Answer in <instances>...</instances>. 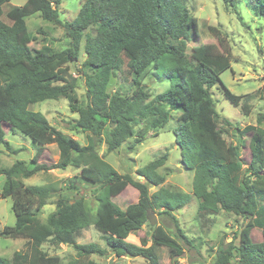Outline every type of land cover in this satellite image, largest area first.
I'll use <instances>...</instances> for the list:
<instances>
[{
  "label": "trees",
  "instance_id": "trees-1",
  "mask_svg": "<svg viewBox=\"0 0 264 264\" xmlns=\"http://www.w3.org/2000/svg\"><path fill=\"white\" fill-rule=\"evenodd\" d=\"M12 1L0 0V146L11 153L20 151L6 140L7 127L13 135L30 138L35 156L29 163L17 161L0 169V176H5L1 198L12 199L16 217L14 226L0 230V238L24 239L28 245L27 251L15 252L11 259L0 256V264H95L93 256L104 258L110 253L161 264L158 251L162 247L171 251L170 264H179L187 249H196L175 216L192 198L198 201L199 214L232 213L249 218L262 232L259 243L245 240L237 245L234 239L230 243L222 240L212 264H233L234 259L238 264H264V129L251 125L243 130L250 136L248 164L239 157L225 160L229 147L216 128L219 115L211 91L220 84L224 97L234 106L243 97L233 94L221 80L231 68L232 54L215 28L208 29L217 36L224 56L204 54L193 66L180 60L197 27L189 0H84L77 17L65 23L59 10L63 0H26L22 6ZM223 1L236 11L241 0ZM245 3L264 19V0ZM37 14L43 21L65 28L67 48L57 50L46 40L39 49L21 43L26 18ZM84 40L87 105L80 104L76 80L70 73V64L79 61ZM164 60L170 65L166 79L171 86L151 99L143 82L151 68L162 69ZM115 73L132 81L135 91L131 96L108 94ZM60 99H66L70 111L78 115L71 130L86 134L87 145L53 128L41 112L30 110L32 105ZM173 112L182 113L175 119V144L181 150L183 167L194 172L192 195L160 188L169 175L159 172L168 153L137 169L142 179L136 180L130 174H119L98 151L104 143L107 152L114 153L131 139L135 146L140 145L149 132L157 137L173 120ZM50 145L57 146L58 160L51 165L40 163ZM70 167L81 172L68 180L69 188L76 187L77 178L94 185L90 195L98 202L96 210L86 207L83 196L70 199L53 185L27 186L23 182L41 172ZM143 181L159 191L150 196ZM129 186L139 192V200L122 210L112 199ZM56 196L55 211L42 221L43 208ZM149 213L162 217L160 226L149 224ZM106 216L111 220L104 223ZM144 226L151 230L150 246L126 241ZM90 227L104 233L106 247L77 242L80 233ZM163 228L174 240L158 234ZM49 241L72 247L76 258L63 263L58 256H48L42 247Z\"/></svg>",
  "mask_w": 264,
  "mask_h": 264
},
{
  "label": "rangeland",
  "instance_id": "rangeland-1",
  "mask_svg": "<svg viewBox=\"0 0 264 264\" xmlns=\"http://www.w3.org/2000/svg\"><path fill=\"white\" fill-rule=\"evenodd\" d=\"M25 2L26 0H13L12 4L22 6ZM83 2L84 0H63L59 7L62 22L65 23L74 20ZM245 2L246 0H241L235 11L228 3H224L223 0H189L188 7L191 11L192 18L196 20L197 27L195 33H193L195 36L187 39L188 48L180 60L188 66H193L204 54L224 56L217 36L211 33L208 28H215L222 38H224L225 43L230 48L232 58L231 68L221 75V80L233 94L242 96L243 98L238 106H234L224 97L223 88L220 84L211 91L219 115V122L216 128L220 136L226 140L229 147V151L225 155V160L232 162L239 157L244 164H248L251 161L249 147L250 136L244 134L243 130L245 127L251 125H258L264 129V27L259 26L261 22H264V19L256 14L255 9H252V5H248ZM26 26L27 31L20 36L22 44L32 49H39L48 41L57 50H63L68 47L69 40L66 38V30L63 26L47 23L38 14L27 17ZM39 30L43 34L39 33ZM84 43L85 40L80 51L79 61L70 64V73L76 80V94L80 100V104L87 105L89 103V97L86 78L87 70L83 68V62L85 60ZM190 45H196V47L190 49L191 55L189 56L186 53L189 51ZM249 46H251V50ZM162 66V69H167L155 70L151 68L144 79V90L149 94L151 99L165 92L171 86V82L166 79L170 65L164 60ZM134 91L135 87L132 81L125 79L119 73H115L110 78L107 86V92L111 95L118 93L124 96H131ZM30 110L44 114L49 124L56 130L71 136L82 145L88 144L86 134L76 133L71 130V123L78 119V115L70 111L69 102L66 99H60L58 101L47 100L30 106ZM177 117L174 116L173 120L169 122L165 129L160 131L157 137H153V133L149 132L146 135V140L142 144L135 146L134 140L131 139L114 153H108L107 146L103 143L99 147V154L119 174H130L136 180H141L137 175V169L145 167L163 154L168 153V160L165 167L159 169L161 174H169L166 176L164 185L169 189L181 190L192 195L194 172L188 171L183 167L181 163V150L175 144L174 129L177 126L175 121ZM259 119H261L260 124H258ZM4 129L6 132V140L13 149H20V151L18 153H11L4 146H0V169L10 168L17 161H26L29 163L35 156V149L32 146L30 138L21 134L13 135L8 132L7 127ZM169 136L172 138L171 140H169ZM131 147L133 148L130 149ZM173 149L178 152V155L175 157L173 156ZM57 150L56 145L48 146L39 162L46 165L55 163L58 160L55 157ZM125 151L128 153L136 152L138 154L142 152V159H138L136 156H128L126 157V164L122 159ZM141 164L144 166L137 167V165ZM133 171L135 175H133ZM80 172L79 169L74 167H70L65 171L52 170L49 172H41L30 179L24 180V183L27 186L53 185L58 188L59 192L70 199L83 196L86 200V207L91 210H96L98 202L95 200V197L90 195L91 190L95 188L94 185H89L77 178L74 182V186L76 187L72 186L74 189L68 186V180L74 176H80ZM4 181L5 176H0V192ZM126 192H135L136 195H127L129 198L126 199V202H119V199H114L122 210L130 204L137 202L138 199L139 192L133 187L129 186ZM126 192L123 195L127 194ZM57 200L58 197L56 196L48 201V204L40 214L42 221H46L48 216L55 211ZM12 207V199H3L0 193V230L6 226L11 227L15 225L16 217ZM155 216L157 218V225L154 227H157L161 225L162 217L157 214ZM175 216L179 219L180 227L184 230L186 236L193 240L196 246V249L186 250L184 257L179 259V264L213 263L215 251L218 246H212L215 242H210L205 237L213 233L214 229L221 222L220 218L230 221V223H224L223 227L228 229V231H221L219 243L222 240L230 243L234 239L238 245L245 240L254 243H259L262 240L261 230L255 228L249 218L226 213L221 210L212 215L199 214L198 201L195 198H192L191 202L183 210L176 212ZM109 218V216H106L107 221L104 223L109 222L111 220ZM150 231L148 227L144 226L142 231L139 232L143 235L141 239L137 233L135 234L134 240H136L139 246L141 244L146 246L151 245L149 239ZM158 234L167 237V239L171 238L174 240V236L167 229L165 230L163 228L161 233L158 232ZM103 235L104 233L97 228L90 227L80 233L77 242L80 244L97 243L102 247H106ZM144 239L147 243H144ZM27 247V241L24 239L0 238V256L5 259H11L15 252L27 251ZM42 250L48 256H58L63 263H67L76 258V251L67 245H55L49 241L43 245ZM158 252L161 258V264H170L171 251L166 247H162ZM92 260L95 264L146 263L142 257L135 259L123 256L117 257L114 253H110L109 256L104 258L93 256ZM233 264H238V261L234 259Z\"/></svg>",
  "mask_w": 264,
  "mask_h": 264
},
{
  "label": "clouds",
  "instance_id": "clouds-1",
  "mask_svg": "<svg viewBox=\"0 0 264 264\" xmlns=\"http://www.w3.org/2000/svg\"><path fill=\"white\" fill-rule=\"evenodd\" d=\"M259 26L264 27V22H261ZM192 47H196V45H190L189 46V51L186 53V55H189V56L191 55L190 49ZM249 48L251 50V46H249ZM172 115L179 116V115H182V113L173 112ZM171 139L172 138L169 136V140H171ZM172 151H173V156L174 157L178 155V152L175 149H173ZM128 156H136L138 159H142L143 153L142 152L140 154H138L136 152L128 153V152L125 151L124 154H123L122 159H123V162L126 163V164H127L126 157H128ZM143 166H144L143 164L137 165V167H143ZM133 175H135L134 171H133ZM143 185H144V187H146L148 189V192H149L150 196H151L152 193L159 191V189H155V188L151 187L150 185H148L146 181H143ZM165 187H166V185H161L160 186L161 189H163ZM220 219H221V222L214 229L213 233L211 235H208V236L205 237L206 240H209L210 242H215V243L212 244V246H218L219 236H220L221 231H224V232L228 231V229H225L223 227V225H224V223H230V221L224 220L223 218H220Z\"/></svg>",
  "mask_w": 264,
  "mask_h": 264
},
{
  "label": "crops",
  "instance_id": "crops-1",
  "mask_svg": "<svg viewBox=\"0 0 264 264\" xmlns=\"http://www.w3.org/2000/svg\"><path fill=\"white\" fill-rule=\"evenodd\" d=\"M56 157V159H58L59 158V150H57V155L55 156ZM65 171V170H64ZM24 180H27V179H23V182H24ZM126 191H128V187H127V189L125 190V191H123L119 196H117V197H115V198H113L112 199V202L116 205V206H118L119 207V205L118 204H116V201L114 200V199H119V202L121 201V202H126L127 200L126 199H128L129 197L127 196V195H130V194H132V196H133V194H135L136 195V193L135 192H126ZM124 192H126L127 194H125V195H123V193ZM1 193V192H0ZM123 195V196H122ZM139 194H138V199H137V201L139 200ZM123 198V199H122ZM122 199V200H121ZM135 203H137V202H135ZM134 204V203H133ZM127 208V207H126ZM125 208V209H126ZM124 209V210H125ZM142 230H140V231H138L137 232V234H138V237L141 239V237H143V235L142 234H140L139 232H141ZM136 234V233H135ZM135 234H131L128 238H127V242H129V243H132V244H135V245H138L139 246V244L136 242V240H134L135 239ZM77 239H78V237H77ZM80 244V243H79ZM142 245V244H141Z\"/></svg>",
  "mask_w": 264,
  "mask_h": 264
},
{
  "label": "water",
  "instance_id": "water-1",
  "mask_svg": "<svg viewBox=\"0 0 264 264\" xmlns=\"http://www.w3.org/2000/svg\"><path fill=\"white\" fill-rule=\"evenodd\" d=\"M139 179H142V177L139 176ZM147 218H148L149 224H150L152 227H154V226L157 225V218H156L155 214H153V213H149V214L147 215Z\"/></svg>",
  "mask_w": 264,
  "mask_h": 264
}]
</instances>
